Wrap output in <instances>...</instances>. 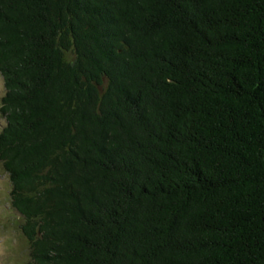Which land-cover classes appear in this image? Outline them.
Returning a JSON list of instances; mask_svg holds the SVG:
<instances>
[{
  "label": "trees",
  "instance_id": "trees-1",
  "mask_svg": "<svg viewBox=\"0 0 264 264\" xmlns=\"http://www.w3.org/2000/svg\"><path fill=\"white\" fill-rule=\"evenodd\" d=\"M0 75L26 264H264V0H0Z\"/></svg>",
  "mask_w": 264,
  "mask_h": 264
},
{
  "label": "rangeland",
  "instance_id": "rangeland-1",
  "mask_svg": "<svg viewBox=\"0 0 264 264\" xmlns=\"http://www.w3.org/2000/svg\"><path fill=\"white\" fill-rule=\"evenodd\" d=\"M4 81L0 75V99L4 94ZM4 119L0 116V128ZM10 180L0 164V264H26L27 245L18 227L19 214L10 204Z\"/></svg>",
  "mask_w": 264,
  "mask_h": 264
}]
</instances>
